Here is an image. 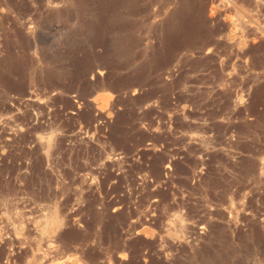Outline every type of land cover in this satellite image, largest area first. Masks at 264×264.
Returning <instances> with one entry per match:
<instances>
[{"label":"rangeland","instance_id":"rangeland-1","mask_svg":"<svg viewBox=\"0 0 264 264\" xmlns=\"http://www.w3.org/2000/svg\"><path fill=\"white\" fill-rule=\"evenodd\" d=\"M0 264H264V0H0Z\"/></svg>","mask_w":264,"mask_h":264},{"label":"bare ground","instance_id":"bare-ground-1","mask_svg":"<svg viewBox=\"0 0 264 264\" xmlns=\"http://www.w3.org/2000/svg\"><path fill=\"white\" fill-rule=\"evenodd\" d=\"M152 2V1H151ZM68 3V2H67Z\"/></svg>","mask_w":264,"mask_h":264}]
</instances>
